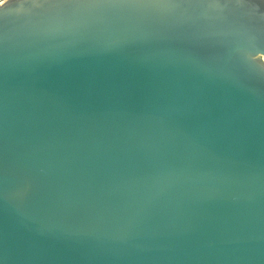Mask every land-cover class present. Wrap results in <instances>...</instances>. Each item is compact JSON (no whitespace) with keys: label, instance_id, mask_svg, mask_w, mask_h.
<instances>
[{"label":"water","instance_id":"95a60500","mask_svg":"<svg viewBox=\"0 0 264 264\" xmlns=\"http://www.w3.org/2000/svg\"><path fill=\"white\" fill-rule=\"evenodd\" d=\"M0 264H264V0L0 2Z\"/></svg>","mask_w":264,"mask_h":264},{"label":"built area","instance_id":"2783aa9c","mask_svg":"<svg viewBox=\"0 0 264 264\" xmlns=\"http://www.w3.org/2000/svg\"><path fill=\"white\" fill-rule=\"evenodd\" d=\"M3 0H0V2H2Z\"/></svg>","mask_w":264,"mask_h":264}]
</instances>
